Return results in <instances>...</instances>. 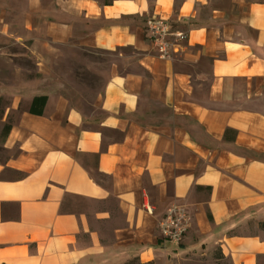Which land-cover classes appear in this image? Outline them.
Returning a JSON list of instances; mask_svg holds the SVG:
<instances>
[{
	"label": "crops",
	"instance_id": "obj_1",
	"mask_svg": "<svg viewBox=\"0 0 264 264\" xmlns=\"http://www.w3.org/2000/svg\"><path fill=\"white\" fill-rule=\"evenodd\" d=\"M45 16L55 46L119 60L94 96L70 95L43 57L42 81L11 89L0 264H168L202 249L264 264V0H59ZM158 17L183 36L170 59L149 37ZM174 205L192 215L180 247L160 233Z\"/></svg>",
	"mask_w": 264,
	"mask_h": 264
},
{
	"label": "rangeland",
	"instance_id": "obj_2",
	"mask_svg": "<svg viewBox=\"0 0 264 264\" xmlns=\"http://www.w3.org/2000/svg\"><path fill=\"white\" fill-rule=\"evenodd\" d=\"M59 0H0V163L16 155L3 144V130L7 124H13L22 107L12 109L11 89L26 82H41L38 74V58L51 64L53 79L60 85L65 83L70 95H93L103 89L110 75V67L119 59L117 55L98 51H83L77 48L57 47L43 31L41 21L51 13ZM110 3L115 0H95ZM31 25V28H30ZM129 55V51H124ZM89 62L96 68L88 72ZM7 119L1 121L4 114ZM20 178V175L8 173L7 177ZM256 225L250 222L245 230L247 236L255 234ZM237 233V232H236ZM262 262L260 261L259 264ZM168 264H231L230 260H218L217 249H205L175 256Z\"/></svg>",
	"mask_w": 264,
	"mask_h": 264
},
{
	"label": "built area",
	"instance_id": "obj_3",
	"mask_svg": "<svg viewBox=\"0 0 264 264\" xmlns=\"http://www.w3.org/2000/svg\"><path fill=\"white\" fill-rule=\"evenodd\" d=\"M149 37L158 56L170 59L179 46L182 34L173 33L169 22L154 18L148 22ZM192 215L182 205L171 206L159 223L163 240L180 247L192 227Z\"/></svg>",
	"mask_w": 264,
	"mask_h": 264
},
{
	"label": "trees",
	"instance_id": "obj_4",
	"mask_svg": "<svg viewBox=\"0 0 264 264\" xmlns=\"http://www.w3.org/2000/svg\"><path fill=\"white\" fill-rule=\"evenodd\" d=\"M47 98L46 97H36L33 99V105L30 109V114L32 115H38V116H42L43 113H44V109L47 105ZM12 129V125L11 124H7L5 127H4V130H3V144H5L6 142V139L8 138V136L10 135V131ZM260 229L262 231H264V222H262L260 224ZM217 257H218V260L220 261H223V260H228V258L224 255V253H222L221 249H217ZM126 264H142L140 263L139 260H134V261H130Z\"/></svg>",
	"mask_w": 264,
	"mask_h": 264
}]
</instances>
